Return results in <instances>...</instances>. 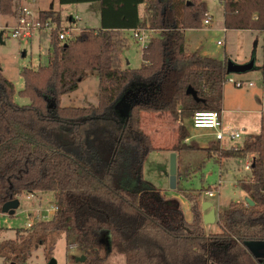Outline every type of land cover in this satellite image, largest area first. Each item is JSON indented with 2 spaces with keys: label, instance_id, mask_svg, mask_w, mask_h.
I'll return each mask as SVG.
<instances>
[{
  "label": "trees",
  "instance_id": "16d2710c",
  "mask_svg": "<svg viewBox=\"0 0 264 264\" xmlns=\"http://www.w3.org/2000/svg\"><path fill=\"white\" fill-rule=\"evenodd\" d=\"M219 1L226 29L264 30V0ZM90 2L100 5L99 28H85L64 44L52 33L46 61L20 71L19 95L30 103L14 102V85L0 66V211L22 193L44 191L54 193L57 206L48 221L38 220L0 242V255L6 250L13 264H23L29 246L44 242L39 232L58 231L67 246L84 255L73 264H104L109 234L125 264H264L243 245L264 241V118L260 133L226 150H219V141L206 148L187 144L188 133L178 127L172 152L252 155L250 178L237 185L253 204L230 202L218 213L217 232H204L197 199H188L189 222L176 198L161 196L142 177L143 161L155 148L141 128V112L166 113L179 121L195 111L221 110L226 61L184 47V30L200 28L206 17L201 1L58 0L60 5ZM143 3L147 21L139 15ZM10 4L0 0V11L9 14ZM40 16L61 21L52 8ZM145 26L158 29L159 36L142 48L139 67H121L120 30ZM89 71L97 73V103L60 105L61 96L75 91ZM127 89L137 91L139 101L124 119L115 104Z\"/></svg>",
  "mask_w": 264,
  "mask_h": 264
},
{
  "label": "rangeland",
  "instance_id": "374dc122",
  "mask_svg": "<svg viewBox=\"0 0 264 264\" xmlns=\"http://www.w3.org/2000/svg\"><path fill=\"white\" fill-rule=\"evenodd\" d=\"M24 1V2H23ZM201 1V0H200ZM207 8L208 12L212 15L211 23L203 28H209L207 31L202 32H186V38L190 45L194 43L196 35H199L200 40L204 48L210 51L213 55H223L224 49L227 53L242 55L249 54L251 50L255 49L256 58L261 62L259 53V35L256 33H250L246 30H228L223 31V6L219 0H202ZM28 3L31 8L38 11L40 15L41 11H48L51 7L52 10L57 11L61 18L60 24H55V28L66 26L73 22V33L77 36L85 28H98L100 25V7L98 2H90L85 5L80 4L76 7L60 5L58 0H37L36 2H30L29 0H21V4ZM11 9L9 14L2 13L0 11V32H2L0 41V66L2 74L10 80L15 88L14 102L18 105H25L30 103L28 98L19 95V91L23 88V78L20 75V71L24 67L36 69L39 64L46 61L47 56L50 53V33H35L30 39L17 40L10 36V32L5 30L6 27H10L16 24V9L17 6L13 4L11 0ZM71 14V15H70ZM77 15V20L73 21ZM80 16V18H79ZM143 18L147 21L148 17L144 14ZM145 28H148L145 26ZM154 29V28H150ZM55 30L53 31V33ZM159 30L154 29L151 33L152 39L159 36ZM124 45L119 50L120 62L123 68H137L142 62L141 52L142 47L132 37L130 30L120 32L117 36ZM217 41L223 42V45H217ZM230 60V59H228ZM260 65L255 64L251 68L245 77L251 78L256 84L249 87L246 84L241 88L235 87L230 82H227L228 89L233 88L237 91H231L233 100L237 108L243 111L234 112L233 114H226V117H232L236 119V122H232L231 126L238 128L242 132V137L235 142H231L228 139L218 142L219 150H226L231 147L241 146L242 139L246 138V133H259V130H255V126H260V114L253 111L248 112L250 107L256 109L260 105L253 95V98L248 100L244 96V91L254 92L260 90L258 84ZM241 73H230L233 79L243 78ZM97 86L98 77L95 71H89L88 76L83 80L78 88L68 94L62 95L60 98V105L62 106H86L90 103H97ZM231 89H229L230 91ZM243 91V92H242ZM243 102L245 101V104ZM247 103V104H246ZM260 108V107H259ZM156 114V115H155ZM225 115V114H224ZM241 121L253 123L254 126L246 128L245 133L241 130L243 127ZM141 128L150 136L152 145L155 149L151 150L145 157L142 165V177L145 181L151 183L158 189L161 196L165 198H176L180 205L187 221H191L192 214L190 212L191 203L189 197L198 200V212L202 218V215L208 212V208L201 209L202 201H210L215 208L216 221L213 224H204L201 222L205 233L217 232L219 226L217 225L218 213L226 209L230 202H238L240 204H246V194L237 186L240 180H248L250 178L249 163L251 161V155H246L244 158H220L214 154L213 151L208 156V151L199 149H185L176 153V184L175 188L170 187V173H169V161L166 151L172 152L171 147L177 141L178 127L181 125L182 130L188 133V137L185 139V143L192 146L199 147H212L216 145L217 141L214 140L213 130L211 129H196L191 125V116L181 118L179 121H175L169 114H157V113H140ZM225 121H227L225 119ZM225 122H222L225 127ZM256 124V125H255ZM245 127V125H244ZM264 134V127H263ZM233 144V145H232ZM201 145V146H200ZM214 145V146H215ZM165 152H160V151ZM169 156V155H168ZM199 166V168H198ZM198 168V169H197ZM227 170H232L228 172ZM207 191H213V196H207ZM54 193L52 192H35V193H22L17 197L18 208L14 211L13 215L2 214L0 211V238L5 232H8L6 236L9 239L15 238V232L17 230H27L25 228L26 222L31 220L33 224L45 217L49 218L54 216V210L52 207L56 206ZM48 211L49 215H48ZM56 212V210H55ZM28 214V215H27ZM51 214V215H50ZM35 218V219H34ZM46 220V219H44ZM49 220V219H48ZM46 220V221H48ZM41 231V230H40ZM39 234H45L44 242L37 245L32 243L28 248L29 257L23 264H73L76 258L81 256L80 252L74 246H67L64 239V234L58 231L39 232ZM3 239H7L4 237ZM3 239H0L2 241ZM3 240V241H5ZM19 240V244L21 245ZM102 246V245H101ZM18 248V246L16 247ZM106 249L109 253L105 252L104 245L101 247V252L107 254V259L104 264H125V257L122 252L118 250L114 245L110 246V242H106ZM8 252L5 250L0 255V264H13V261L6 258ZM213 264V263H211Z\"/></svg>",
  "mask_w": 264,
  "mask_h": 264
},
{
  "label": "built area",
  "instance_id": "2783aa9c",
  "mask_svg": "<svg viewBox=\"0 0 264 264\" xmlns=\"http://www.w3.org/2000/svg\"><path fill=\"white\" fill-rule=\"evenodd\" d=\"M30 2H36L37 0H29ZM28 3L19 4L16 14V24L10 27H6L5 30L10 32V36L17 39H30V37L35 33H50V35L55 30L56 39L60 42V44L67 43L75 39L76 35L73 33L74 25L73 22H69L70 24L66 26H61L55 28L57 25L50 17L42 18L37 10L31 8ZM78 18L73 17V21H76ZM205 25L210 24V18L206 16L203 20ZM56 24V25H55ZM55 25V26H54ZM132 33V37L140 44L143 48L146 44L152 39L151 33L154 32V29H148L145 27H137L134 29H130ZM3 34V33H2ZM220 44V41H218ZM262 55L264 58V40L262 45ZM227 80L233 83L236 87H241L243 85H247L249 87L253 86L254 83L252 81H240L234 80L231 77H228ZM191 125L196 129H211L213 130L214 140L222 142L228 139L231 142H235L240 139L242 136V132L231 128V127H223L220 113L215 110H203V111H195L191 115ZM233 145V144H232ZM207 196L212 197L213 191H207ZM55 213L57 210V206L52 207ZM48 211V215H49ZM28 215V214H27ZM51 215V214H50ZM53 216V215H52ZM51 216V217H52ZM35 219V218H34ZM50 219L45 215V217L41 220ZM33 225L31 220L26 222L25 228H30Z\"/></svg>",
  "mask_w": 264,
  "mask_h": 264
},
{
  "label": "crops",
  "instance_id": "0c3cea01",
  "mask_svg": "<svg viewBox=\"0 0 264 264\" xmlns=\"http://www.w3.org/2000/svg\"><path fill=\"white\" fill-rule=\"evenodd\" d=\"M13 1V4H15V6H19V4H21V0H12ZM24 2V1H23ZM82 3H78V4H67L65 6H71V7H76L77 5H80ZM86 3H83V5H85ZM201 4H202V9H203V12L205 14V16H208L210 18V23H211V20H212V15L208 12L207 8L205 7V4L204 2L201 0ZM78 7V6H77ZM100 7V5H99ZM144 7H145V4L143 3L142 5L139 6V15L140 17H143L144 14H145V11H144ZM53 8V7H51ZM17 10V9H16ZM16 12V11H15ZM71 15V14H70ZM77 16V15H75ZM80 18V16H79ZM204 20V19H203ZM203 20L201 22V27L200 28H187L184 30V36H185V42H184V47H185V51L186 52H194V51H197L200 55L202 56H209V57H213V58H216V59H219V60H225L227 61L228 59H230L233 63L235 64H248L249 62H252V66L247 69L246 71H244L243 74H241L243 76V78H239V79H234V80H240V81H243V82H246V81H252L254 83L253 86H255V82L249 78V77H245V75H247L249 72H251V68L257 64L260 65V70H258V74H259V82L258 84L260 85V90L255 91L254 92H249V90H246V91H242L244 93V96L246 98H248V100L250 101V99L253 98V95L256 97V99L260 102V105L257 107L256 105V109H254L253 107H250L249 111L248 112H255L257 114H260V126H255L254 129L255 130H259V133L261 132V120L264 118V71L262 70V67L264 65V58H263V55H262V45H263V40H264V30L263 31H257V30H246V31H249L250 33H256V35H259L260 36L258 37L259 39V53H260V57H261V62L259 63V60L256 58V51L253 47V49L251 50V52L248 54H242V55H238V54H232V53H227L226 50L224 49V53L223 55H213L210 51H208L206 48L203 47L202 45V42L200 40V37L199 35H196V39L194 41V43H192V45L189 44L188 42V39L186 38V32H202V31H207L209 28H203V26L205 27L206 25L203 23ZM100 26V25H99ZM99 28V27H98ZM228 30H233V29H226L224 27V24H223V31L226 32ZM125 30H120V32H124ZM217 45H223L224 43L223 42H220V44H218V41L216 43ZM122 67V65H121ZM241 73V72H239ZM231 74L230 73H227L226 74V80L225 82L223 83V89H222V101H221V110L219 111L220 113V117H221V121L222 122H225V127H231V128H234V129H237L239 130L238 128H235V127H232L231 126V123L232 122H236V119L235 118H232V117H226V114H233L234 112H239V111H243L242 109H239L237 108L236 105H241V104H235L233 99V96L231 95V91H233V88H229L231 89L229 91V89L227 88L229 84H227V82H229L227 80L228 77H232L230 76ZM231 83V82H230ZM232 85H234L233 83H231ZM235 86V85H234ZM236 87V86H235ZM242 87V86H241ZM241 87H238V88H241ZM252 87V86H251ZM97 90H98V86H97ZM132 92H136V95L139 99V96H138V92L137 91H134L133 89H131ZM234 91H237V90H234ZM233 91V92H234ZM243 102V100H241ZM245 104V101L243 102ZM247 104V103H246ZM260 107V108H259ZM225 114V115H224ZM156 115V114H155ZM225 119L227 121H225ZM239 124H241L243 127H241V130L245 133L246 131V128H250V126H254L253 123H249L246 122V121H241L239 120ZM245 125V127H244ZM250 125V126H249ZM256 125V124H255ZM240 131V130H239ZM253 134H258V133H252V132H249V133H246V137L248 135H253ZM242 137V136H241ZM187 140V139H186ZM244 140V139H242ZM201 146V145H200ZM160 152H165L164 150L160 151ZM167 153V157H169L168 155L171 153L169 151H166ZM176 153V152H175ZM248 155H251V154H248ZM177 158V156H176ZM251 158H252V155H251ZM168 161H169V158H168ZM250 164V163H249ZM228 172H232V170H227ZM250 171V169H249ZM237 184V182H236ZM238 186V185H237ZM247 197V195H246ZM203 202V201H202ZM245 203H246V200H245ZM7 231L5 230L4 234L2 236L6 237L7 239L8 236L7 235ZM4 237H1L0 239H3ZM5 240V239H3ZM2 240V241H3ZM0 241V242H2Z\"/></svg>",
  "mask_w": 264,
  "mask_h": 264
},
{
  "label": "water",
  "instance_id": "95a60500",
  "mask_svg": "<svg viewBox=\"0 0 264 264\" xmlns=\"http://www.w3.org/2000/svg\"><path fill=\"white\" fill-rule=\"evenodd\" d=\"M2 32H0V41H1ZM252 66V62H249L248 64H235L231 60L226 61V72L227 73H239L244 72L247 69H249ZM188 92L191 93L193 96H195V92L189 88ZM139 99L136 95V92H132L131 89H127L117 100L115 104V108L118 111L121 118L126 119L129 116V111L131 109V106L138 102ZM169 173H170V187L175 188L176 184V153L171 152L169 154ZM246 202L250 205L253 204V202L246 197ZM18 200L17 198L9 200L5 202L1 206V212L2 214L6 215H13L14 211L18 208ZM208 208V212L202 215V222L204 224H213L216 221V215H215V208L213 204L206 200L201 203V209L205 210ZM111 235L109 234V238L107 239V242H110ZM244 247L248 250V252L254 257V258H264V241L259 240H248L243 243ZM84 255H81L76 258V261H83ZM51 261L49 264H52Z\"/></svg>",
  "mask_w": 264,
  "mask_h": 264
}]
</instances>
